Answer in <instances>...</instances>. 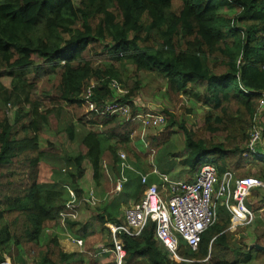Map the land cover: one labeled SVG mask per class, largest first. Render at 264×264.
<instances>
[{
  "label": "trees",
  "instance_id": "16d2710c",
  "mask_svg": "<svg viewBox=\"0 0 264 264\" xmlns=\"http://www.w3.org/2000/svg\"><path fill=\"white\" fill-rule=\"evenodd\" d=\"M0 29L3 34L0 36V105L4 108L18 106L16 122L20 124L15 129L2 118L4 111L0 108V168L9 167L14 158L32 152L34 157L27 159L32 175L46 156L39 148V135L49 123L50 111H40V102L32 99L36 84L46 75L55 74L58 83L54 90L65 105L83 106L81 95L90 81H94V99L99 106L106 101H119L127 103L131 109L126 116L100 117L95 112L88 113L93 117L88 122L101 129L82 135L81 143L86 152L71 158L75 169L66 173L62 189L41 188L32 178L23 193L0 197V264L5 263L3 253L8 254L15 238L8 228L6 214L17 212L22 216L24 238L37 243L46 222L57 220L61 225L59 214L70 200V191L77 199L88 195L90 190L83 195L77 187L84 174L85 160L97 184L104 176L101 162L106 152L112 159L109 167L118 174V150H129L128 127L136 115L133 93L138 84L120 96L109 87V81L120 82L127 65L137 72L157 73L170 89L193 93L195 98H200L198 88H201L203 102L219 111L206 119L217 125L213 132L220 129L224 117L228 116L230 101L240 104L235 112H244L249 118L257 108L258 99L264 95V0H0ZM151 34L160 37V45L149 43ZM98 50L105 52L110 63L93 65L90 58L99 55ZM114 63H118V68ZM31 74L34 79L28 77ZM3 77L10 79L8 85L2 81ZM23 103H28L29 108L21 113ZM161 113L165 117L161 126L167 122L169 127L175 126L172 114ZM177 126L184 134L181 154L177 155L179 152L169 143L158 151L157 157L158 171L170 181L177 180L171 177L177 169V177L186 175V182H191L204 164L214 165L218 175L240 165L241 149H227L222 142L197 137L183 122ZM74 130L73 125L67 127L70 140L74 139ZM19 131L24 134L22 137L17 136ZM235 156L236 160L231 161ZM262 162L264 167V160ZM144 188L139 179L135 180L130 196L137 199ZM160 194L163 196V191ZM84 205L90 206L85 203L79 208ZM219 218L220 221L203 234L198 249L189 250L188 255L183 256L200 262L170 260L154 239L153 222L135 238L121 236L124 262L202 264L207 257L211 260L210 257L215 256L213 264L249 263L252 259L249 252L232 261L217 256L218 248L229 250L226 240L229 215L224 208L218 209ZM96 221L103 231L105 222H120L111 212L96 215ZM63 225L74 233L79 232L77 220L65 219ZM81 230L86 234L85 227ZM108 240L104 246L110 247V237ZM56 246L58 248V241ZM233 251L239 255L236 249ZM58 256L59 263L44 255L36 264L84 262L78 253L59 250ZM106 264L115 262L110 260Z\"/></svg>",
  "mask_w": 264,
  "mask_h": 264
},
{
  "label": "rangeland",
  "instance_id": "374dc122",
  "mask_svg": "<svg viewBox=\"0 0 264 264\" xmlns=\"http://www.w3.org/2000/svg\"><path fill=\"white\" fill-rule=\"evenodd\" d=\"M228 11L231 13L232 9ZM234 11L237 12L238 10L235 8ZM2 35L0 29V36ZM149 43L152 46L160 45V37L156 34H151ZM97 48L99 49V47ZM98 51L99 55L92 58L87 55L93 65L104 66V62L110 63L109 57L105 52L100 53V50ZM117 64L114 63L118 68ZM28 77L34 79L32 74ZM2 81L5 85H8L10 79L3 77ZM57 83L58 80L55 79V74H49L38 81L32 91L33 101L41 104L40 111H50L48 114L49 123L46 127H43L39 135V148L45 151L46 156L38 163L37 169L32 175L30 172L33 169L29 167L27 162L28 158L34 157L35 153L32 152L19 158H14L13 165L0 168V197L2 195L23 193L26 186L32 182V178L36 180L35 182L41 188L62 189L64 186L62 181L65 180L66 173L75 169L71 158L79 153L84 154L86 152V148L81 143L82 135L89 130L99 131L101 129L88 122L93 117L88 114L90 110L86 104L81 107L68 106L58 98L57 92L54 90ZM118 83L125 91L132 89L135 83L138 84L133 96L139 115L136 114L129 122L130 126L128 129L130 130L131 139L128 145L129 150L125 148L118 150V154L122 153L125 155V162L132 170H122L119 159V167H117L118 165L116 166L118 174H116L113 167H109L112 159L109 153L106 152L101 162L104 176L99 180L100 183L97 184L93 181L90 165L86 160L83 162L84 174L78 180L77 187L81 189L83 195L87 194L89 190H93L97 203L95 206L84 205L78 209L76 220L79 224V232L77 233L72 232L67 227H63L57 220L49 221L45 223L37 243L29 242L23 236L25 228L23 217L18 215L17 212L6 214L5 219L8 228L15 238L12 239L13 241L9 245L10 251L8 254L7 252L3 253L4 264H36L39 258L44 255L55 263H59V250L65 253H78L82 256L84 262H77V264H97L101 262L103 260L101 259V254H96L102 246L108 244L109 233L101 230V225L96 221V215L101 213L105 215L106 212H111L116 219L122 220L124 210L132 202L140 200L143 190L137 200L133 195L130 196L132 187L135 180H140V174L146 175L153 169L158 171V151L165 144L170 143L174 150L179 152L177 155L181 154V149L184 146V134L178 129V123L183 122L186 128L191 130L197 137L222 142L227 149H233L234 147L241 149L242 151L239 153L241 156L240 165L233 169L230 168L237 177H264V167L262 165L264 158L251 157L243 153L249 141V134L256 124L262 131L261 145L259 147L264 149V110L261 112L259 108L261 99H258L257 108L249 118L244 112H235L240 104L230 101L228 116L224 117L223 125L220 126V129L213 132L212 129L217 127V125L210 122L212 120L207 121L206 119L208 115L219 114V111L211 109L210 106L203 102L201 88H198L200 98H195L193 93L176 92L170 89L166 81L157 73L137 72L130 65L126 66L124 76L121 75V81ZM21 105V113L28 110V103ZM142 105L144 109H141ZM0 108L4 111L2 118L5 117L11 125L15 126V129H18L20 125L16 122L18 106H6L4 108L0 105ZM163 111H168V113L173 115L175 126L169 127L168 122L163 126H154L146 118V114L150 112L161 113ZM100 117L105 116L100 115ZM233 117H238V119L235 120ZM2 118L0 117V120ZM69 125L75 127L73 140H70L67 135V127ZM23 135L21 131L17 133L18 137ZM109 141L113 142L112 139ZM236 158V156L231 158V161H235ZM177 172L178 169L171 176L172 179L187 181L186 175L177 177ZM121 173L126 178V184L124 183L122 191L117 193L115 184L117 179L121 178ZM159 187L163 189L165 194L166 187L164 185H159ZM246 200L249 208L253 210V213L255 212L252 222L246 226L232 227L233 222L229 217V224L226 228V240L229 250L222 251L218 248L216 253L217 256L225 257L232 261L241 259L245 253L249 252L252 255V259L247 264H264V191L257 190L256 193L250 194ZM0 201H2L1 198ZM1 207L2 205L0 204ZM219 221L220 218L218 219ZM82 227L86 228V234L82 233ZM69 238H81L83 245L77 246L74 244L75 246L68 247L66 246V241ZM55 239L58 241V248L56 241L53 242ZM15 240L18 242L17 244L14 243ZM183 246L185 245L183 244ZM210 248L211 245L209 250ZM233 249H236L239 255H236ZM188 251L189 249L185 248L181 252L182 256L186 257L189 253ZM214 257L211 256V260L207 257L202 261L205 263L202 264H213L215 261ZM76 259L78 261V256ZM110 260H114L112 256ZM187 261L200 262V260L195 259H188ZM138 264L146 263L140 262Z\"/></svg>",
  "mask_w": 264,
  "mask_h": 264
},
{
  "label": "built area",
  "instance_id": "2783aa9c",
  "mask_svg": "<svg viewBox=\"0 0 264 264\" xmlns=\"http://www.w3.org/2000/svg\"><path fill=\"white\" fill-rule=\"evenodd\" d=\"M94 86L95 83L91 81L81 95L82 102L89 107V112L103 116L129 115L131 109L127 103L106 101L99 106L94 99ZM109 87L120 96L127 92L115 79H110ZM143 107L142 105L141 108ZM259 108L261 112L264 110V95ZM136 114L139 115L137 110ZM146 118L155 126L164 122L160 113L150 112L146 114ZM261 132L256 124L249 134V141L243 153L251 157L264 155V149L259 147ZM118 156L122 170H132L125 162V155L120 153ZM152 174H156L163 181L161 186L166 187L167 194L161 196L163 189L161 190L157 183L149 182L148 174H140V183L145 186L142 197L124 210L119 223H110L107 226L112 243L110 247L102 246L96 255L108 253L112 255L115 264H123L125 249L121 236L135 238L149 222H153L154 239L168 258L187 261L181 252L185 248L191 251L198 249L203 234L218 221V207L226 210L233 222L232 227L246 226L252 222L255 213L249 208L246 198L257 190L264 191V177H237L230 169L218 175L215 166L211 164L202 165L191 182L170 181L156 169L152 170ZM125 182L126 178L121 173V178L117 179L115 184L117 193L122 191ZM85 203L90 206L97 203L92 190L80 199L70 191V200L59 214L61 225L65 227V219L76 220L80 205ZM69 241L77 246L83 245L81 238H69Z\"/></svg>",
  "mask_w": 264,
  "mask_h": 264
},
{
  "label": "crops",
  "instance_id": "0c3cea01",
  "mask_svg": "<svg viewBox=\"0 0 264 264\" xmlns=\"http://www.w3.org/2000/svg\"><path fill=\"white\" fill-rule=\"evenodd\" d=\"M148 180H151V182L153 181L154 183H156L157 181H158V185H160V178L156 175V174H152V173H150V171L148 172ZM156 181V182H155ZM119 193V192H118ZM117 194V193H116ZM142 197V196H141ZM110 223H112V222H107V223H104V227H105V231H108V228H107V226L110 224ZM67 240V239H66ZM75 243H73V242H71V241H69V240H67L66 241V246H68V247H70V246H75L74 245ZM100 256H102L101 257V259H103L101 262H98L97 264H106L107 262H109L110 261V259H111V254H108V253H104V254H101Z\"/></svg>",
  "mask_w": 264,
  "mask_h": 264
},
{
  "label": "bare ground",
  "instance_id": "6f19581e",
  "mask_svg": "<svg viewBox=\"0 0 264 264\" xmlns=\"http://www.w3.org/2000/svg\"><path fill=\"white\" fill-rule=\"evenodd\" d=\"M258 157H260L262 159V158H264V155L263 156H258Z\"/></svg>",
  "mask_w": 264,
  "mask_h": 264
}]
</instances>
